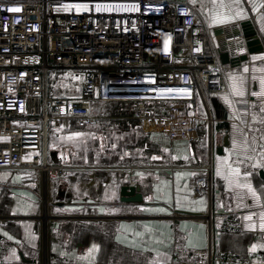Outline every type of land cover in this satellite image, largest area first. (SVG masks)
Returning <instances> with one entry per match:
<instances>
[{"label": "crops", "instance_id": "1", "mask_svg": "<svg viewBox=\"0 0 264 264\" xmlns=\"http://www.w3.org/2000/svg\"><path fill=\"white\" fill-rule=\"evenodd\" d=\"M185 3L198 14L215 49L217 41L225 43L240 34V25L246 21H251L264 39V0H240L238 5L234 0ZM247 56L238 67L224 66L228 92H214L209 102L206 100L213 125L211 133L207 127L205 142L199 138L194 142L172 141L157 127L131 116L128 119L136 122L135 133L116 131L122 138L115 147H107L109 156H93L86 138L68 140L75 131L52 132L46 151L51 165L67 168L61 178H45L38 171L0 170V264H38L46 257L73 264H170L176 238L184 248L202 256L210 251H231L243 257L264 252V96L252 95L261 92L264 52ZM233 77L243 78V96L233 93ZM79 89L73 97H56L79 98ZM186 109L198 115L206 113L201 100ZM141 132L160 154L134 151L131 145ZM38 155L43 156V152ZM224 158L233 167H240V182L250 183L259 200L244 195L246 189L229 186L224 178ZM209 162L219 222L212 233L202 219L209 212L208 198L194 196V173L189 169ZM218 166L221 175H217ZM244 171L251 175L244 177ZM124 186L136 188L140 201H123ZM226 215L238 216L242 231L221 230L220 218ZM249 216L251 219H246ZM137 232L142 235L137 236ZM94 244L98 250L89 252Z\"/></svg>", "mask_w": 264, "mask_h": 264}, {"label": "built area", "instance_id": "2", "mask_svg": "<svg viewBox=\"0 0 264 264\" xmlns=\"http://www.w3.org/2000/svg\"><path fill=\"white\" fill-rule=\"evenodd\" d=\"M77 4L87 8L77 10ZM97 4H135L138 10L97 11ZM14 7L20 11H8ZM54 69L80 76L79 98L50 96ZM202 87L228 92L224 66L185 0H0V138H7L0 140V170L63 177L67 168L49 162V136L72 121L81 128L98 125V102L133 104V120L157 127L172 141H197L199 128L206 124L211 133L213 125ZM198 100L206 113L187 114L186 106ZM189 169L194 196L208 198L202 219L212 233L219 223L212 164ZM220 219L221 230L242 231L238 216ZM38 264L73 263L46 257ZM170 264H264V252L202 256L176 238Z\"/></svg>", "mask_w": 264, "mask_h": 264}, {"label": "trees", "instance_id": "3", "mask_svg": "<svg viewBox=\"0 0 264 264\" xmlns=\"http://www.w3.org/2000/svg\"><path fill=\"white\" fill-rule=\"evenodd\" d=\"M49 91H50V82H49ZM188 108H193V107H188ZM134 109L135 106L133 104L97 103L94 105L93 111L102 118L98 123V126L92 129L85 130L84 128L78 127L77 126L78 124L75 122L77 125L75 123H70L71 126L69 125L68 126L69 129L68 128L67 129L75 132H87V133L92 131L94 134L103 133L105 135L112 132L120 131L125 135H132L133 133H135L133 127L135 126L136 122L128 118L133 115ZM191 110L193 111V109ZM192 111L189 112L188 109L185 110L187 114H195V112ZM55 132L59 133L58 131ZM136 134L138 135V138L135 141V143L131 145L135 152L141 150L143 151L144 154H150V152L151 154H154V152L159 153L158 148L150 141L148 136H145V134L142 132ZM207 139H208L207 126L206 124H203L199 128V140L205 142Z\"/></svg>", "mask_w": 264, "mask_h": 264}, {"label": "snow or ice", "instance_id": "4", "mask_svg": "<svg viewBox=\"0 0 264 264\" xmlns=\"http://www.w3.org/2000/svg\"><path fill=\"white\" fill-rule=\"evenodd\" d=\"M192 2L195 3V0H192ZM239 2H240V0H234V3L236 5H238ZM213 3H215V0H213ZM74 7L77 10H81V9L87 8V5L77 4V5H74ZM114 8L117 11H120V10L136 11V10H138L137 5H135V4L130 5V6H125V5L113 6V5H101V4L96 5L97 11H112ZM8 11L18 12V11H20V8H18V7L9 8ZM237 15H239V12H237ZM167 43L168 42L165 41V50H167ZM253 59H257V58L254 57ZM245 71H247V69H245ZM232 79H233V84H232L233 93L236 96H243L244 95V80H243V78L237 79V78L233 77ZM260 84H261V92L260 93L253 92L252 95L264 96V79H261ZM163 91H187V90L186 89H165ZM226 100H227V98H226ZM261 111L264 112V108H262ZM253 119H255V117ZM83 135H84V133L74 132V133H71L67 137V139L72 140L74 137H81ZM235 143L236 142L234 141V146H235ZM245 146L247 147V142H245ZM113 147H115V145H113ZM165 151H167V149H165ZM252 151H255V149H252ZM246 158L251 160L252 156H247ZM153 159H159V157H153ZM238 163H243V161H239ZM258 163H260V162H258ZM224 164L226 165V168H227V174L224 176V178L228 181L229 186L239 188V189H246L247 192L244 193V195L250 194L254 200H259L260 197L258 196L257 192L255 191V189L252 187V185L250 183H241L240 182V179H239L241 176L240 167H233V165L231 163H228L227 158H224ZM261 166H264V164H261ZM252 167H256V165H253ZM221 174H222L221 170L218 166L217 175H221ZM177 175L179 176L180 174L178 173ZM250 175H251V173L248 171L243 172L244 177H248ZM244 195H241L239 198L241 200H243ZM149 199H151V197H149ZM102 211H103V209H102ZM158 211H164V209H158ZM246 219H251V217L250 216L246 217ZM261 220H262L261 228H264V213L261 214ZM144 227H145L146 231H149L147 225H145ZM136 235L139 236V235H142V233L137 232ZM9 238L11 239V237H9ZM253 248H255V245L253 246ZM93 250H98V245H95V244L92 245V248L89 249V252H92Z\"/></svg>", "mask_w": 264, "mask_h": 264}, {"label": "rangeland", "instance_id": "5", "mask_svg": "<svg viewBox=\"0 0 264 264\" xmlns=\"http://www.w3.org/2000/svg\"><path fill=\"white\" fill-rule=\"evenodd\" d=\"M81 78L77 75V73H72L66 70H57L54 69L50 71L48 76V82H50V91L49 94L52 97L56 96H75L77 94V91H80L79 85H80ZM77 85V86H76ZM204 96L209 102V99L212 97V92H209L205 90L204 87H202ZM197 109V107H196ZM204 115V114H203ZM70 123L64 124L62 129L58 130L60 133H64L65 130L69 129ZM13 126H19V123L15 122ZM68 128V129H67ZM125 135V134H124ZM122 135L118 132H112L107 135L103 133L94 134L92 131L88 132L87 134H84L83 136L79 138H86L87 139V146H89V150H91V153L93 156H109V152H107L108 146L118 145L119 140ZM135 137V136H134ZM132 138V136H131ZM78 139V137H77ZM0 140H7V138H0ZM100 161H97L99 163ZM35 171V170H32ZM29 172V171H26ZM30 176L34 177L36 175H33L32 173ZM31 178V177H30ZM29 192L32 193L33 190L29 189Z\"/></svg>", "mask_w": 264, "mask_h": 264}, {"label": "water", "instance_id": "6", "mask_svg": "<svg viewBox=\"0 0 264 264\" xmlns=\"http://www.w3.org/2000/svg\"><path fill=\"white\" fill-rule=\"evenodd\" d=\"M240 29L242 32L240 31V34L233 36L236 39L225 43L216 42L217 49L215 50L223 66L238 67L242 62L248 60L247 53L256 54L264 52V39L259 37L251 21L243 22L240 25ZM226 140H228V137H226ZM137 193L136 188L124 186L122 188V196L124 197L122 200L125 202L140 201V196H137Z\"/></svg>", "mask_w": 264, "mask_h": 264}]
</instances>
